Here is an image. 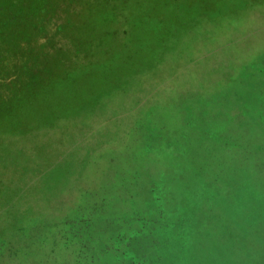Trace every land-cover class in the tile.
<instances>
[{"label": "rangeland", "instance_id": "obj_1", "mask_svg": "<svg viewBox=\"0 0 264 264\" xmlns=\"http://www.w3.org/2000/svg\"><path fill=\"white\" fill-rule=\"evenodd\" d=\"M112 1L0 0V264H264V0Z\"/></svg>", "mask_w": 264, "mask_h": 264}, {"label": "trees", "instance_id": "obj_2", "mask_svg": "<svg viewBox=\"0 0 264 264\" xmlns=\"http://www.w3.org/2000/svg\"><path fill=\"white\" fill-rule=\"evenodd\" d=\"M69 0H46V3H45V10H47V7L52 6V10H57L58 7L60 6H63L66 2H68ZM80 2L78 3V7H79V12L78 13H75V18H83L84 16V12L88 13L87 11V7L89 6H93L94 8H96L98 5L101 6V4L103 5V7H105V9L108 8V11H109V14L114 16V8L112 9L111 8V4L113 2H116V1H112V0H79ZM51 2V3H50ZM103 7L101 6V8L103 9ZM107 15H103V18H106ZM208 22H215L216 21V18H211L210 20H206ZM79 35V36H78ZM83 35V33L81 32H77L76 34H73L74 38L77 40V39H80V36ZM77 43H78V40H77ZM73 45H76L75 48L78 50L77 51V54H79V56H81L82 58L85 57V54L86 56L87 55H90V56H93V54H95L96 52H94V49H88V51H85L82 47H80L79 43L78 44H73ZM92 51V52H91ZM31 68L28 69V72L29 73H33L34 70ZM38 77H41L38 75ZM49 80L50 78L52 79V76L50 75H46L44 76V79Z\"/></svg>", "mask_w": 264, "mask_h": 264}]
</instances>
